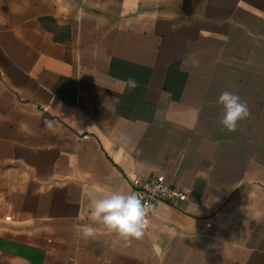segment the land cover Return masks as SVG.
I'll use <instances>...</instances> for the list:
<instances>
[{
  "label": "crops",
  "instance_id": "1",
  "mask_svg": "<svg viewBox=\"0 0 264 264\" xmlns=\"http://www.w3.org/2000/svg\"><path fill=\"white\" fill-rule=\"evenodd\" d=\"M155 175L142 239L90 220ZM0 264H264V0H0Z\"/></svg>",
  "mask_w": 264,
  "mask_h": 264
},
{
  "label": "clouds",
  "instance_id": "2",
  "mask_svg": "<svg viewBox=\"0 0 264 264\" xmlns=\"http://www.w3.org/2000/svg\"><path fill=\"white\" fill-rule=\"evenodd\" d=\"M130 89L138 85L135 80H128ZM217 103L223 106V117L219 123L229 132L236 131L238 123L250 116V110L246 102L239 95L224 91L217 98ZM90 220L93 224L103 226L117 236L120 240L131 243L140 240L144 236L145 217L150 206L142 201V197L136 192L109 191L98 197H93L89 206ZM84 240L95 239L96 228L86 225L81 230Z\"/></svg>",
  "mask_w": 264,
  "mask_h": 264
},
{
  "label": "built area",
  "instance_id": "3",
  "mask_svg": "<svg viewBox=\"0 0 264 264\" xmlns=\"http://www.w3.org/2000/svg\"><path fill=\"white\" fill-rule=\"evenodd\" d=\"M134 192L139 193L142 201L150 206L145 217V229L149 227L153 216L156 214L159 202L186 201L187 195L176 187L167 183L163 175H155L148 178H136L132 182Z\"/></svg>",
  "mask_w": 264,
  "mask_h": 264
}]
</instances>
